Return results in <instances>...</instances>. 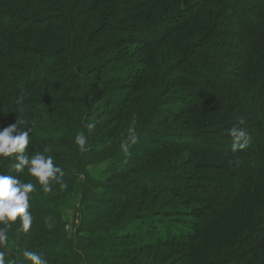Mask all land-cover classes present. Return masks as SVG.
Wrapping results in <instances>:
<instances>
[{"label":"trees","instance_id":"1","mask_svg":"<svg viewBox=\"0 0 264 264\" xmlns=\"http://www.w3.org/2000/svg\"><path fill=\"white\" fill-rule=\"evenodd\" d=\"M17 121L22 155L51 156L67 187L45 192L0 157V174L35 186L27 238L19 217L0 222L12 264L36 250L46 264L118 262L127 249L93 252L112 238L154 249L146 264H264V0H0V132ZM127 177L128 201L97 211Z\"/></svg>","mask_w":264,"mask_h":264},{"label":"clouds","instance_id":"2","mask_svg":"<svg viewBox=\"0 0 264 264\" xmlns=\"http://www.w3.org/2000/svg\"><path fill=\"white\" fill-rule=\"evenodd\" d=\"M22 122L8 126L4 131L0 132V157H12L15 154L16 163L13 165L19 173L27 167L28 173L38 178L39 182L44 186L45 192H50V180H55L60 184L61 188L67 187L63 183L64 172L59 166H54L53 158L36 153L31 159L22 155L29 144L28 132L20 131L18 135L13 136L12 133L17 130ZM31 131V129H29ZM233 136H243L244 133L233 129ZM85 137L78 134L76 143L84 149ZM243 145H241L242 147ZM122 148L127 151L126 145L122 144ZM233 151L237 149V144L234 143ZM18 176L0 174V222L16 221L20 218V223L24 231H28L33 222V216L29 212V194L35 190L32 183H24ZM4 232L0 230V243L4 241ZM4 252H0V264H5ZM24 256L27 260L32 261V264H46V262L34 251H25Z\"/></svg>","mask_w":264,"mask_h":264},{"label":"rangeland","instance_id":"3","mask_svg":"<svg viewBox=\"0 0 264 264\" xmlns=\"http://www.w3.org/2000/svg\"><path fill=\"white\" fill-rule=\"evenodd\" d=\"M173 97H175V96H173ZM170 107L172 108V106H170ZM163 131H165V130H163ZM147 147H149V148H147L148 150H150V148L153 149V146H151V145H147ZM134 165L136 167H140L141 168L140 170H142V168H144L143 165H141L139 162L134 164ZM132 172L135 174V169H133ZM102 179H103L102 166L99 168L97 167L95 172L90 173L89 181L91 182L92 185L94 183L102 180ZM180 180L182 183H185L187 186L195 185L199 188H205L206 190H210V188H211L210 184L197 183V182L195 183L194 181L190 182V181H186L185 179H180ZM133 181L134 180H132V178L127 177V178L117 179L116 181L114 180V182L110 181L109 183H106L108 188H110L112 190H115V189L116 190L111 192L113 194L101 195L100 197H97L96 201H97L98 205L95 209L97 211H101L100 205H102L103 203H108L110 205H114V207H116V208L122 207L123 204L126 203V201H128V198L126 196L127 195L130 196L131 192H133L132 188L136 189L137 183H135ZM110 189H108V190H110ZM91 192L93 194L97 195L96 191L91 190ZM116 192H118L117 195L115 194ZM135 194H140V193L136 191ZM73 200H75L74 204L73 205L71 204V209L67 211V220H69L71 223H74V222L76 223L78 221V218H79V215H78V210H79L78 204L79 203H78V201L80 200V196H79V188L78 187L75 190V199H73ZM84 209L86 210L85 207H83V211H84ZM119 211H120V209H118L116 214L114 216H112V218H110L109 222L115 223L119 219L122 218V214ZM135 212H136V210H135ZM77 216H78V218H77ZM124 216H126L125 213H124ZM71 226H73V225H71L69 223V226L66 227V230L69 234L74 233L73 227H71ZM109 226H110V224L103 226V228H105V227L108 228ZM185 228L188 229L189 232H191V233L195 231L194 229L188 227V225ZM18 231L19 232L23 231V233L26 234V238H27L29 230L24 231L20 222H19V226H18ZM31 240L32 239L28 237L27 243H29ZM106 247L114 248V249H122V248L127 249L128 256L124 257L123 259H121L120 257H116V258H119L118 262L116 260L111 261V259H109V258H100L96 264H146L152 258L151 252L154 251V249L148 250V249H145L143 247L142 248L139 247V244L137 242H131V241L119 242L117 240H113V238H112V239L100 241L98 244L95 245L93 252L94 253L97 252V254H102L101 248H106ZM132 248H134V250H136V251L134 252V250H130ZM155 250H158V249H155ZM176 250L177 249H175V250L174 249L161 250V252H159V253L167 252L171 256V254H175V253L179 254L180 253V251L177 252ZM42 251L43 250H38V251L36 250L34 252H36L38 255H40ZM201 255H202V253H201ZM177 257H179L180 261H183V259H184L182 264H190L188 258L183 257L180 254ZM165 258H166V256L164 255V256H161L159 258L157 257L155 260H152V261L156 264H179V263L174 262V260L164 261ZM4 259H5V264H12L13 263L12 259L10 257H8L7 255L4 256ZM148 259H149V261H148ZM51 261H54L57 263V259H52Z\"/></svg>","mask_w":264,"mask_h":264}]
</instances>
